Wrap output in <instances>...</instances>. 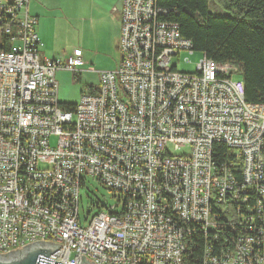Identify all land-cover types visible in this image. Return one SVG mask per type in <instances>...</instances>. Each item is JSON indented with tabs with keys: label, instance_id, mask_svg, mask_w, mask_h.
<instances>
[{
	"label": "built area",
	"instance_id": "2783aa9c",
	"mask_svg": "<svg viewBox=\"0 0 264 264\" xmlns=\"http://www.w3.org/2000/svg\"><path fill=\"white\" fill-rule=\"evenodd\" d=\"M164 11L121 0L119 63L68 110L55 73L80 74L81 50L42 57L28 0H0L1 253L46 240L64 264H184L198 233L200 264H264V104L244 99L232 63L201 54L193 72L178 69L194 51ZM88 177L122 210L83 226Z\"/></svg>",
	"mask_w": 264,
	"mask_h": 264
},
{
	"label": "trees",
	"instance_id": "16d2710c",
	"mask_svg": "<svg viewBox=\"0 0 264 264\" xmlns=\"http://www.w3.org/2000/svg\"><path fill=\"white\" fill-rule=\"evenodd\" d=\"M157 5L165 10L159 18L176 23L193 51L236 66L247 102L264 104V0H157ZM60 104L68 110L75 105ZM205 243L201 234L187 235L184 264H200Z\"/></svg>",
	"mask_w": 264,
	"mask_h": 264
},
{
	"label": "rangeland",
	"instance_id": "374dc122",
	"mask_svg": "<svg viewBox=\"0 0 264 264\" xmlns=\"http://www.w3.org/2000/svg\"><path fill=\"white\" fill-rule=\"evenodd\" d=\"M78 1V0H76ZM72 4L73 1H68ZM66 4V2H65ZM218 13H222L218 8L213 9ZM65 24L62 21L56 22L55 32L52 37L54 48L56 50L54 57L57 59L65 58L70 50L74 47L81 48V42L83 39H88L87 35L78 34L74 30V21L69 15L66 16ZM96 42H93V46L88 40L86 47H94ZM117 55H103L92 53L90 57L91 64H83L80 68L81 74L79 79H75L70 70H59L55 73V80L57 83V99L60 103H78L83 94L92 93V89L98 85L100 71L113 70L117 66V60L119 57V50ZM42 55V54H41ZM201 53L194 51L189 54L187 50H181L179 53V59L174 58V62L177 68L187 72H193L196 67V63L201 58ZM43 57V55H42ZM188 59L189 61H185ZM119 62V61H118ZM232 80H242V74L237 69L231 76ZM56 137L50 138V143L54 144ZM183 149V148H182ZM173 151H180L173 150ZM79 202H78V221L81 225L86 226L92 216L99 211L106 212L112 206V211L120 212L122 210V201L112 191L105 188L97 180L93 178H86L84 185L79 188Z\"/></svg>",
	"mask_w": 264,
	"mask_h": 264
},
{
	"label": "crops",
	"instance_id": "0c3cea01",
	"mask_svg": "<svg viewBox=\"0 0 264 264\" xmlns=\"http://www.w3.org/2000/svg\"><path fill=\"white\" fill-rule=\"evenodd\" d=\"M68 1L28 0V12L36 17L35 32L40 42L39 53L43 57L55 58L56 50L52 41L55 25L58 21L65 24L66 16L69 15L74 21V30L78 34L86 33L88 38L82 40L81 48L74 47L81 50L84 66L91 64L88 61L93 52L117 55L121 0H70L73 1L72 4ZM88 40L92 46L93 42H96L94 47H86ZM119 60L120 58L117 60V65Z\"/></svg>",
	"mask_w": 264,
	"mask_h": 264
},
{
	"label": "water",
	"instance_id": "95a60500",
	"mask_svg": "<svg viewBox=\"0 0 264 264\" xmlns=\"http://www.w3.org/2000/svg\"><path fill=\"white\" fill-rule=\"evenodd\" d=\"M61 244L46 240H36L16 248L0 252V264H64L48 257V254ZM80 264H95L93 260L81 254Z\"/></svg>",
	"mask_w": 264,
	"mask_h": 264
}]
</instances>
